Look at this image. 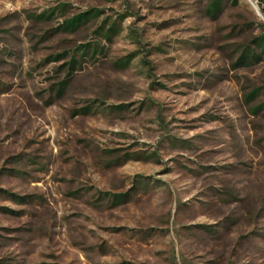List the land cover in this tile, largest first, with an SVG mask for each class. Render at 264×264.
I'll use <instances>...</instances> for the list:
<instances>
[{
	"label": "rangeland",
	"instance_id": "374dc122",
	"mask_svg": "<svg viewBox=\"0 0 264 264\" xmlns=\"http://www.w3.org/2000/svg\"><path fill=\"white\" fill-rule=\"evenodd\" d=\"M0 264H264V0H0Z\"/></svg>",
	"mask_w": 264,
	"mask_h": 264
}]
</instances>
